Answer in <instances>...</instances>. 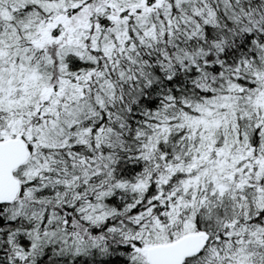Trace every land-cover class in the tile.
<instances>
[{"label": "snow or ice", "instance_id": "snow-or-ice-1", "mask_svg": "<svg viewBox=\"0 0 264 264\" xmlns=\"http://www.w3.org/2000/svg\"><path fill=\"white\" fill-rule=\"evenodd\" d=\"M0 264H264V0H0Z\"/></svg>", "mask_w": 264, "mask_h": 264}]
</instances>
